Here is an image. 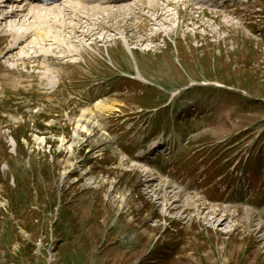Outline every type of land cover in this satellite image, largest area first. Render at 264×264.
I'll list each match as a JSON object with an SVG mask.
<instances>
[{"label":"rangeland","instance_id":"374dc122","mask_svg":"<svg viewBox=\"0 0 264 264\" xmlns=\"http://www.w3.org/2000/svg\"><path fill=\"white\" fill-rule=\"evenodd\" d=\"M198 2L1 3L0 264H264V0Z\"/></svg>","mask_w":264,"mask_h":264},{"label":"bare ground","instance_id":"6f19581e","mask_svg":"<svg viewBox=\"0 0 264 264\" xmlns=\"http://www.w3.org/2000/svg\"><path fill=\"white\" fill-rule=\"evenodd\" d=\"M10 1V6H11V13L12 14H16V12H14L13 10L16 8L17 10L19 9V10H24V8L26 7V6H32V4H34L33 2H30L29 0H26V1H28L29 3H27L28 5H25L24 7H22V5H19V4H16V5H19V6H16L15 4H13L12 2H13V0H4V1H2L1 3H3V2H9ZM47 1L48 0H39V4H43V5H48L47 4ZM152 1H154V0H152ZM155 1H158V0H155ZM166 1L167 0H162V4H166V7L165 8H170V7H175V5L176 6H179L180 5V3L179 2H183L184 0H178V2H177V0H168V2L166 3ZM189 2H195V0H188ZM20 2V1H19ZM80 2H82L83 3V7H89L90 6V4H92V3H99V4H101V5H105V4H117V3H120L121 1H109V0H80ZM136 2V1H135ZM134 2V3H135ZM1 3H0V9H1V7H2V5H1ZM51 3V2H50ZM52 3H53V1H52ZM201 3H203V2H198V4H201ZM50 5V4H49ZM197 5V4H196ZM76 6V5H75ZM168 6V7H167ZM35 8L37 9H39V7H37V6H35ZM53 8V7H52ZM58 8V7H57ZM65 9H63V8H58V9H63V11L64 12H66L67 10H69V8H67L66 7V5H65V7H64ZM82 9V8H81ZM87 9V8H86ZM96 9V8H95ZM42 10V9H41ZM98 10V9H97ZM96 10V11H97ZM167 10V9H166ZM35 11V10H34ZM59 11V10H58ZM172 11V10H171ZM37 12H40L41 13V11L39 10V11H37ZM46 12V10L44 9V12L43 13H45ZM48 12H50V11H48ZM47 12V13H48ZM52 12V11H51ZM54 12H56L57 13V9H56V11L54 10ZM54 12H52V14L54 13ZM63 12V13H64ZM166 12V11H165ZM17 13H18V11H17ZM167 13V12H166ZM169 13V12H168ZM35 14V13H34ZM61 14V13H60ZM63 15V14H62ZM66 15V14H65ZM41 16V15H40ZM38 17V16H37ZM56 18V17H55ZM159 18L160 17H158L157 19H155V22H157V23H159ZM40 19V18H39ZM3 20V19H2ZM1 24V23H0ZM12 31V30H11ZM14 36H16V34L15 33H12ZM19 36V35H18ZM39 36V35H38ZM20 37H21V35H20ZM25 36H23L22 35V38H24ZM39 37H41V36H39ZM15 43L16 42H18L17 41V39L14 41ZM145 80V79H144ZM99 106L102 108V109H105L107 106L105 105V104H103V103H100L99 104ZM81 128L82 129H86V127L85 126H83V125H81ZM41 142H42V140H41ZM63 143H65V141L63 142ZM93 184V183H92ZM124 204V202H122V205ZM123 208V207H122Z\"/></svg>","mask_w":264,"mask_h":264}]
</instances>
